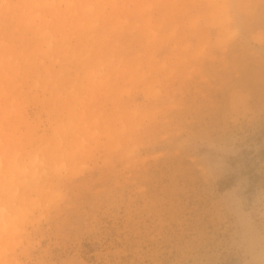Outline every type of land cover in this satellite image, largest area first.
I'll return each mask as SVG.
<instances>
[{
  "label": "rangeland",
  "instance_id": "374dc122",
  "mask_svg": "<svg viewBox=\"0 0 264 264\" xmlns=\"http://www.w3.org/2000/svg\"><path fill=\"white\" fill-rule=\"evenodd\" d=\"M0 264H264V0H0Z\"/></svg>",
  "mask_w": 264,
  "mask_h": 264
}]
</instances>
